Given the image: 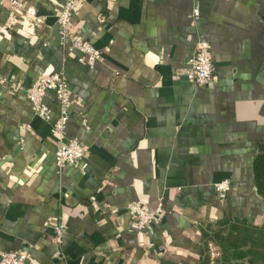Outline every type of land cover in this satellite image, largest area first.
Returning a JSON list of instances; mask_svg holds the SVG:
<instances>
[{
  "label": "crops",
  "instance_id": "crops-1",
  "mask_svg": "<svg viewBox=\"0 0 264 264\" xmlns=\"http://www.w3.org/2000/svg\"><path fill=\"white\" fill-rule=\"evenodd\" d=\"M20 1L43 24L33 29L18 13L1 34L0 77L27 87L63 74L78 102L65 137L87 148V168L55 164L52 92L45 121L0 84V254L28 251L27 264H199L207 225L236 218L264 229L253 174L264 150V0H83L71 31L102 53L93 66L61 44L53 10L65 0ZM9 10L0 0V24ZM199 40L214 74L194 87L185 75ZM135 201L160 205L159 223L137 230L126 212ZM57 222L59 247L44 225Z\"/></svg>",
  "mask_w": 264,
  "mask_h": 264
},
{
  "label": "built area",
  "instance_id": "built-area-1",
  "mask_svg": "<svg viewBox=\"0 0 264 264\" xmlns=\"http://www.w3.org/2000/svg\"><path fill=\"white\" fill-rule=\"evenodd\" d=\"M83 0H65L63 4L54 8V16L58 25V32L61 44L68 42L69 49L77 53V61L79 63H87L93 66L102 59V53L96 49L88 40L76 36L72 33V17L78 11ZM27 20L29 27L39 29L43 24V19L38 15L36 9L24 4L20 0H10V10L7 20L0 24V42L1 34L9 31L18 22V13ZM194 19H197L198 10H193ZM186 79L194 86H207L213 80L214 66L208 54V44L199 40L196 42L191 55L187 60ZM1 85H9L13 92H22L30 104L32 112L42 120L50 119V110L44 105L43 100L48 93H53L59 109V116L53 124V131L58 137V142L54 150V160L58 168L66 165L84 172L87 168V148L75 139H67L65 137V126L68 120V108L71 103H78L71 100L69 96L68 84L63 74L55 72L49 76L41 77L36 82L27 87L13 82H8L5 78L0 77ZM27 129V126H22ZM22 140H20V143ZM220 201H224L229 193L230 186L227 180L221 181L215 185ZM127 214L135 221L136 228L139 231L145 230L151 226L157 225L160 221L163 210L159 205L151 210L135 201L127 204ZM46 228L53 231V240L59 247L64 233V226L57 222L54 224H44ZM209 258L214 261L219 252L212 243L208 244ZM56 255H61L60 250L56 251ZM30 257L28 251L25 252H3L0 254V264H27Z\"/></svg>",
  "mask_w": 264,
  "mask_h": 264
},
{
  "label": "trees",
  "instance_id": "trees-1",
  "mask_svg": "<svg viewBox=\"0 0 264 264\" xmlns=\"http://www.w3.org/2000/svg\"><path fill=\"white\" fill-rule=\"evenodd\" d=\"M255 188L264 200V150L253 165ZM203 253L199 264H264V229L244 219H222L202 230ZM219 256L211 261L208 244Z\"/></svg>",
  "mask_w": 264,
  "mask_h": 264
}]
</instances>
